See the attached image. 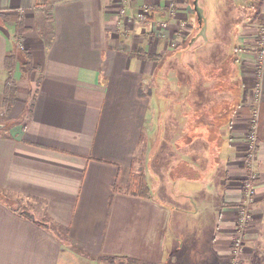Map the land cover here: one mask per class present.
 Wrapping results in <instances>:
<instances>
[{"label":"crops","instance_id":"0c3cea01","mask_svg":"<svg viewBox=\"0 0 264 264\" xmlns=\"http://www.w3.org/2000/svg\"><path fill=\"white\" fill-rule=\"evenodd\" d=\"M243 1L227 0L231 14L254 0ZM257 1L243 24H254L248 32L257 33L252 52L239 64V51L230 63L240 73L242 99L225 140L212 150L203 139L181 140L192 114L189 96L199 85L189 84L187 53L207 37H199L190 0H0V110L8 123L0 133V264H127L122 257L143 264H229L246 171L243 133L252 111L257 179L240 261L264 264V53L253 94L255 53L264 52V0ZM144 3L151 13L142 22L136 15ZM205 18V32L218 33ZM152 19L168 20L169 27ZM220 48L210 62L223 60ZM190 68L198 75L199 67ZM8 84L22 91L12 106ZM191 99L202 102L197 94ZM140 172L146 196L128 190ZM18 205L60 231L12 209ZM191 213L204 223L186 253L179 235Z\"/></svg>","mask_w":264,"mask_h":264},{"label":"rangeland","instance_id":"374dc122","mask_svg":"<svg viewBox=\"0 0 264 264\" xmlns=\"http://www.w3.org/2000/svg\"><path fill=\"white\" fill-rule=\"evenodd\" d=\"M232 1H234V0H232ZM235 1H236L235 3L239 2V0H235ZM243 2H241V4ZM254 2L257 3L258 1L254 0ZM199 3H200L199 5H201L204 9L205 17H207L209 19V22H207L208 28L213 27V24L215 21L216 27L213 29L218 31V33H212L211 34V32L209 30H208V32L206 31L205 34L200 33V36H199L200 38L203 37L204 35H207V37L203 38L206 41H204V44H202V47H200L197 51H196L197 44H195L190 49L189 53H187L188 55L186 54L189 57L188 62H190V65L188 66V68L186 67L187 73H188V76L192 75L193 77L195 74V70L190 68V67H194L196 69H198L197 67L201 68V74L203 76H207L208 73H210V67L208 66V63L211 61V59L213 57V52L218 50L220 46H222V47L224 46V44L222 43L224 33L226 34L225 35V38H226L225 39V47H226V42H228V44L230 46L228 49L229 51H231V49L234 50V48H232L231 46H234V45L238 46L237 48H239V50L235 54L238 57L239 51H240V56L244 57L243 59L239 60V64L241 61H245V57H247V55H248L246 53L248 51L252 52L251 48L254 45V42H253L254 40L252 38H254V35L257 37V33L254 34V32H252V33L248 32L249 30H252L251 28H254V24L251 23L252 24L251 26L250 25H248V26L243 25L244 23H247V24L249 23V21H246L247 20L246 16H248V15L244 14L243 11H245V10L249 11L248 8H250V9L253 8L252 3L250 4L251 7L248 4H243L242 7L239 6V7L235 8V11L233 12L234 14H231L233 9H231L232 8L231 5L228 7L227 0H199ZM235 6H238V5H235ZM249 12H251V14H252L253 9H251ZM249 12H248V14H249ZM234 17H236V19H234ZM224 29L227 31V33L223 31ZM238 31H240V32L238 33ZM213 34H216V35H213ZM216 37H219L218 41H217V39H213ZM203 39L198 40V41L201 42V41H203ZM259 39H260V37H259ZM259 39H258V41H259ZM186 55H184V56H186ZM255 55H256V59H255L256 60L255 63H256L258 53L257 54L255 53ZM187 56H186V58H187ZM196 59H200V60H202V62L200 61L199 64H196ZM257 73H258V71H257ZM232 76L234 77V79L236 81L237 88H235V91H234L235 94L228 96L227 100H225V103L223 105H225L228 109L225 112L221 113L223 116L217 117L215 119V121L217 123L218 122H224L228 118H230L229 116H231L232 113L234 112L233 109L238 107V104H239L240 100L242 99L243 88L241 87L240 81H239L240 73L234 71ZM220 79L221 78L219 76L218 80H219V83L221 84L222 80L220 81ZM199 82H200V87L203 89L202 78H200ZM238 82H239L240 87H238ZM189 84L191 85V83H189ZM13 88H14V90L12 91L11 95H9V97H8L10 99L7 100V101H10L8 104L11 106L15 102L13 99H15L14 95L16 94L17 90H19L18 92H20V93L22 92L21 87L15 86ZM25 88H22V90H24ZM206 96H209V95H206ZM192 105H193V103L190 100V96H189L188 110H187L188 114H191L193 111ZM14 113H16V112H14ZM191 117H192V114H191ZM5 119H6L5 113H3V111L0 110V125H1L0 133H4L6 131V129L3 128L4 127L3 123L8 124L7 122H4ZM212 124H213V122H212ZM246 129H248V125H246V127L244 128V131H246ZM255 129H256V140L255 141H257V143H258V129H257V127ZM243 143L245 144L246 142L243 141ZM243 147H244V149H242L241 155H242V163H243V167H244V166H246L245 161H243L245 159V157H244L245 145H243ZM256 153H257V151H256ZM245 172L247 173V169ZM256 176H257V170H256ZM254 194H255V191L251 195L252 199H253ZM247 208L249 209L250 214H251V206L249 205V206H247ZM180 222H181V214L176 213L175 214V226H177V228H178V225ZM203 223H204V220H202L198 215H195L193 213L188 215V219H187L188 229L185 231H182L179 235L181 240L184 242L183 247L186 248V253L189 251L190 247H192V245H193V238L195 236L196 237L199 236L198 231H202V229H199V228L201 227V225ZM173 227H174V223H173ZM233 235H234V231L232 233V237H233ZM245 237H246V229H245V233H244V241H245ZM241 254H242V252H241ZM174 255H175V253H172L171 257H173ZM240 258H241V256H240Z\"/></svg>","mask_w":264,"mask_h":264},{"label":"trees","instance_id":"16d2710c","mask_svg":"<svg viewBox=\"0 0 264 264\" xmlns=\"http://www.w3.org/2000/svg\"><path fill=\"white\" fill-rule=\"evenodd\" d=\"M192 0H190V4L191 5ZM253 4V8L251 9H255L257 10L258 8V4L259 2L255 3L254 1L252 2ZM193 7V5H191ZM250 6V5H249ZM248 6V7H249ZM249 11L251 10L250 8H248ZM248 10L243 11L244 14H248L249 12ZM249 12L248 16L249 18L253 17V15L255 14L254 12ZM196 21V19H195ZM199 26V25H198ZM196 24V29L199 30V26L198 27ZM226 35V34H225ZM225 35H223V40L222 43L225 46ZM191 39V37H190ZM188 39V42L189 40ZM222 44V45H223ZM178 47V46H177ZM229 44L228 42H226V47H225V54L223 52V47L221 46V53H223V60H215L213 62H209L210 65V73H208L207 76H203L201 74V68L198 70V75L194 74V77L192 75L188 76V79L190 81V83H192L193 87H196V82L199 83V85L197 86V91L196 88L193 92H191L193 95L191 96V98H194V96L197 94L199 98L202 99L201 103H196V102H192L193 103V107H192V117L191 115L188 116L187 118V122L189 123L188 128L189 130L187 131V133H185V135L182 136L181 140L183 142L188 141L190 143L196 142V141H200V140H204L205 141V148L208 146V143L211 145L212 150L213 149H218L221 145L222 142L225 140V135L226 132H228V126L230 124L231 121V117L228 118L226 121L224 122H216L215 119L217 117L223 116L221 113L225 112L228 108L223 105L222 101L223 100H227V97L235 94V88H237L236 86V81L234 79V77L232 76L233 72L236 71L235 68H231L230 63H233L237 60V55L235 54L237 51V47L236 45L231 46L232 48H234V50L231 49V51H229ZM178 49V48H177ZM229 51V53L227 54V52ZM25 58L27 57V53H25ZM140 56H146L145 54H141ZM157 55L154 54H149L148 57L152 58V59H157L156 58ZM180 57L178 56L176 59H174L173 63H178L181 59H179ZM176 60V61H175ZM184 60V59H183ZM26 62L28 61L25 60ZM185 61V60H184ZM196 61H198L197 63L199 64L200 60L197 59ZM26 62H23V65L25 68L26 67ZM206 63V62H205ZM207 64V63H206ZM30 69V68H29ZM235 69V70H234ZM31 70V69H30ZM215 71V72H214ZM177 72H179L177 70ZM219 76H220V81L222 80V83H219ZM198 77V79H197ZM200 78H202L203 80V89L200 87ZM195 85V86H194ZM15 87V86H13ZM12 86H10V84L7 85V91H13L14 88ZM238 87L239 86V82H238ZM209 95V96H206ZM190 98V100H192ZM239 105V104H238ZM238 108V107H237ZM235 108V109H237ZM205 113V114H204ZM215 114H219V115H215ZM232 116V115H231ZM213 124H212V122ZM257 122V121H256ZM187 128V127H186ZM229 134V133H228ZM209 141V142H208ZM181 150L175 151V152H180ZM174 153V152H172ZM145 178H144V174L143 172H140L137 177L133 178L131 181V184L128 188V190L135 195H140V196H146L148 194V187L145 184ZM109 200H111V196L109 197ZM241 204V202L239 203V205ZM13 210L18 211L20 214L24 215L27 218H33L37 223L42 224V226H48V228H53L56 229L57 232L60 231V227L58 225H56V223L50 221L47 217H42V218H36L34 216L33 213L30 212V210L24 206V205H18V206H14L12 207ZM111 262H114V260H116L117 258H119L118 256H108L107 257ZM125 260L121 259L120 261L125 262L127 264H143L141 261L139 260H133V259H127V257H122ZM236 264H242L241 261H238Z\"/></svg>","mask_w":264,"mask_h":264},{"label":"built area","instance_id":"2783aa9c","mask_svg":"<svg viewBox=\"0 0 264 264\" xmlns=\"http://www.w3.org/2000/svg\"><path fill=\"white\" fill-rule=\"evenodd\" d=\"M150 4L148 5L147 3H144L141 6V9L137 13L136 17L138 18L137 20L145 22L149 20V14L151 13L150 9ZM176 13V10L171 8L169 11V14L173 16ZM155 20V19H152ZM155 24H157L160 28H167L169 27V22L168 20H155ZM178 27L182 28L184 27V22L181 20L178 22ZM260 41L262 44H264V33H260ZM257 62H256V70L258 71L256 75V83L253 89V94L256 97L258 94L259 90V82H258V76L259 72L261 70V61L263 57V50H259L257 52ZM256 100V99H255ZM257 115L256 111H252L250 119L247 122L248 129L244 131L243 133V138L244 142H246L245 145V154L244 157L246 166L245 169H247V173L245 172L242 180V200L241 204L238 205L236 208V215L234 217V235L231 239V247H230V259H229V264H236L240 260V254L243 250L244 246V233L245 229L248 226V223L250 221V211L247 208L249 206L248 204L251 203V195L255 191L256 187V169H255V164H256V158H257V141L256 140V127H257ZM250 138V139H249ZM244 149V147H243Z\"/></svg>","mask_w":264,"mask_h":264},{"label":"water","instance_id":"95a60500","mask_svg":"<svg viewBox=\"0 0 264 264\" xmlns=\"http://www.w3.org/2000/svg\"><path fill=\"white\" fill-rule=\"evenodd\" d=\"M192 5L194 6V9L197 13V21H198L199 26H201L200 27L201 33L205 34L204 29L206 28V18L204 17L203 10L200 7V5L198 4V0H193Z\"/></svg>","mask_w":264,"mask_h":264},{"label":"flooded vegetation","instance_id":"af4514ba","mask_svg":"<svg viewBox=\"0 0 264 264\" xmlns=\"http://www.w3.org/2000/svg\"><path fill=\"white\" fill-rule=\"evenodd\" d=\"M192 3H193V1H192Z\"/></svg>","mask_w":264,"mask_h":264}]
</instances>
